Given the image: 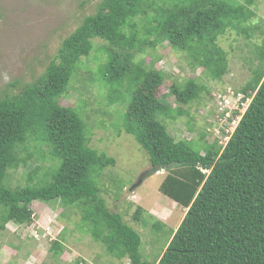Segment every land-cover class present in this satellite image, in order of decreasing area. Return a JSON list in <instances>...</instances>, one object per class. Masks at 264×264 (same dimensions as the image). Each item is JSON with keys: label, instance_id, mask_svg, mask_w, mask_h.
<instances>
[{"label": "trees", "instance_id": "1", "mask_svg": "<svg viewBox=\"0 0 264 264\" xmlns=\"http://www.w3.org/2000/svg\"><path fill=\"white\" fill-rule=\"evenodd\" d=\"M245 9L232 0H101L37 79L0 98V230L10 209L30 217L32 202L58 201L80 210L109 255L149 264L139 254V234L102 197L98 178L115 160L90 147L80 110L60 105L78 63L100 39L106 43L98 70L106 100L126 103L122 128L146 153L148 173L166 171L159 192L187 209L155 264H264V53L239 91L251 101L233 132L224 144L214 139L203 154L192 141L174 140L160 118L186 114L182 107L198 98L201 86L193 79L170 85L172 108L157 97L161 72L135 61L145 47L166 42L218 80L226 60L216 41L246 19ZM31 141L48 149L55 166L40 179L31 170L23 186L12 188L10 171L27 165ZM49 249L61 253L59 242Z\"/></svg>", "mask_w": 264, "mask_h": 264}, {"label": "rangeland", "instance_id": "2", "mask_svg": "<svg viewBox=\"0 0 264 264\" xmlns=\"http://www.w3.org/2000/svg\"><path fill=\"white\" fill-rule=\"evenodd\" d=\"M100 1L0 0V98L16 94L22 85L37 79L54 59L61 42L84 17L95 13ZM232 2L243 5L249 15L235 29L227 28L216 41L226 60V71L220 79H211L209 72L187 52L171 49L166 42L154 48L145 47L135 57L144 67L161 72L163 82L157 97L172 108L176 104L168 91L170 85L182 87L193 79L201 86L198 98L182 107L186 114L175 119L160 118L174 140L192 141L202 154L214 139L223 144L227 140L221 138L227 125L222 114L236 105L233 92H239L251 79L252 71L259 66L260 52L264 53V0ZM92 43V51L78 63L60 105L80 110L90 147L115 160L98 178L104 191L102 197L108 210L119 214L139 234L141 259L155 264L170 231L177 228L187 209L159 192L166 171L148 173L151 166L146 153L122 128L126 103L106 100L108 87L98 73L105 62L101 48L106 43L100 39ZM25 148L30 159L24 168L10 171L12 188L23 186L33 169L38 172V179L43 178L56 163L42 144L31 141ZM144 173L142 183L130 191ZM28 208L30 217L16 215L10 209L8 218L3 220L0 264H129L126 258L109 255L100 242L93 240L92 224L82 221L76 206L34 201ZM54 241L61 245L59 256L49 249Z\"/></svg>", "mask_w": 264, "mask_h": 264}, {"label": "built area", "instance_id": "3", "mask_svg": "<svg viewBox=\"0 0 264 264\" xmlns=\"http://www.w3.org/2000/svg\"><path fill=\"white\" fill-rule=\"evenodd\" d=\"M232 96L235 100H237V102L235 103L236 105H234L231 109L228 108V110L226 108V110H224L225 113L222 114L224 116V119L226 120L227 125L222 129V131H224V135H221V138H227V140L251 101L249 97H246L240 92L234 91ZM226 113H228L229 115L227 116ZM233 126L234 128L231 130ZM227 140H225V143Z\"/></svg>", "mask_w": 264, "mask_h": 264}, {"label": "water", "instance_id": "4", "mask_svg": "<svg viewBox=\"0 0 264 264\" xmlns=\"http://www.w3.org/2000/svg\"><path fill=\"white\" fill-rule=\"evenodd\" d=\"M155 172H157V171H155ZM145 176H146V173L142 174L137 179V181L130 187V191H132L133 189L137 188L142 183V181L145 179Z\"/></svg>", "mask_w": 264, "mask_h": 264}, {"label": "clouds", "instance_id": "5", "mask_svg": "<svg viewBox=\"0 0 264 264\" xmlns=\"http://www.w3.org/2000/svg\"><path fill=\"white\" fill-rule=\"evenodd\" d=\"M161 170H162V169H161ZM158 171H160V170H158ZM158 171H157V172H158Z\"/></svg>", "mask_w": 264, "mask_h": 264}]
</instances>
